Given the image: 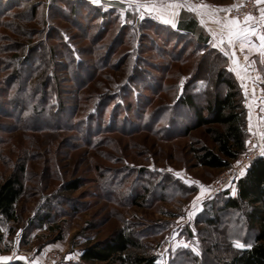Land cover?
Listing matches in <instances>:
<instances>
[{
    "label": "rangeland",
    "instance_id": "374dc122",
    "mask_svg": "<svg viewBox=\"0 0 264 264\" xmlns=\"http://www.w3.org/2000/svg\"><path fill=\"white\" fill-rule=\"evenodd\" d=\"M82 1L85 9L73 16L65 1L35 0L41 6L31 24L40 34V38H34V56H50L51 47L58 53L55 60L59 66L48 72L56 78V85L47 93L51 115L31 106L24 111L26 99H19L18 106L16 97H1L8 81H15L18 69L27 74L36 65L32 62L28 68H14L7 62L8 56L22 55V42L26 47L25 24L19 20L24 9L14 8L11 17L4 19L7 25L12 20L20 22L17 28H0V182L18 174L25 187L17 205L20 221L3 222L0 227V256L12 257L0 264H86L81 256L87 245L104 241L119 229L135 232L157 264L226 263L231 250L240 248L226 241V234L251 241L252 235L242 223L244 215H222L225 224L217 228L207 226L206 219L214 216L211 210L216 204L233 197L244 173L223 187L220 184L227 171L239 165L240 158L223 170L199 166L195 151L214 144L204 129L186 136L185 130L195 118L181 105L185 88L186 93L198 95L199 105L205 104V93L223 91L214 86L213 71V60L223 65V59L211 47L207 51L195 49L190 37L168 36L163 28L158 32L157 23L163 24L165 19L151 9H136L120 3L122 0H101L100 5ZM250 1L254 2L154 3L159 7L185 2L197 9L204 3L233 6L227 14L232 19ZM111 2L122 7L112 6ZM260 7L264 6L256 5L249 14L258 19ZM94 9L115 13L117 26L129 27L128 39L116 52V32L97 36L101 22ZM199 10L182 7L181 17L189 21L194 16L203 27ZM112 18L106 19L105 26ZM56 33L65 36L72 51H81L76 62L81 60L82 70L67 65L66 50ZM205 52L209 59L200 71L198 65ZM257 58L264 59L260 55ZM103 61L106 67L98 68ZM203 77L211 83L195 82ZM245 100L248 127L254 128L250 133L247 127L248 142L256 130L264 129L257 127V115H253L250 100ZM71 183L79 189L66 192ZM140 195H145V200L137 205ZM20 256L26 259H18Z\"/></svg>",
    "mask_w": 264,
    "mask_h": 264
},
{
    "label": "trees",
    "instance_id": "16d2710c",
    "mask_svg": "<svg viewBox=\"0 0 264 264\" xmlns=\"http://www.w3.org/2000/svg\"><path fill=\"white\" fill-rule=\"evenodd\" d=\"M61 1L67 3L70 9L69 15L75 16L85 9V2L82 0ZM111 3L112 6L122 7V4L118 2ZM40 6L41 3H37L35 0H0V28L8 25L17 28L20 22L17 23V21L14 22L12 20V23L9 22L7 25L4 23V19L11 17L14 8L20 7L24 9L23 15H21L19 20L25 24L23 37L27 42L26 47L24 48L25 44L22 42L21 45L23 47L21 46L22 48L20 49V51H23L22 55L18 53L10 57L8 56V65L14 66V68H19L20 65L23 68H28V66L32 65V62H35L34 64L36 65V67L33 66L31 71H27L29 76L23 70L18 69L20 72L16 75L15 81H8L6 88L1 90V97L5 96L7 99L16 97V100L18 99V106L21 105L19 99H26L24 104H22L24 111L31 106L36 111L39 108L43 113L51 115L53 111L50 110L51 108L48 109L47 93L49 89L51 91L53 86L56 85V78L51 77L48 72L50 69H55L59 66L58 61L55 60L58 53L55 47H51L49 49L50 56L44 59L34 56L36 53L35 45H37L35 43L37 38H34H40V34H38L36 29L31 27V24L36 20ZM94 11L98 12L96 13L101 22V31L97 35L98 37L107 32H116L117 36L113 41L117 45L115 46L116 52L128 39L126 30L129 27L124 24L117 26L118 16L115 13H103L100 9H94ZM109 17H113L114 19L112 18L113 20H110L109 24L105 26L107 24L106 19ZM156 26L157 29H165L168 36L174 35L177 37L178 35H184L188 38L190 37L195 44V49L199 48L207 51L211 47L213 53H218L220 59H223V65L218 60H213L214 86L219 90L223 89V91L212 95L205 93V104L199 105L197 101L198 95H194L191 92L186 93L187 90L185 88V93L181 96V105L191 111L195 118L193 125L186 128V136H189L192 132L204 129L214 144V147L202 146L195 151L198 165L213 170L230 168L232 163L238 160L246 151L248 112L245 105L246 100L243 88L235 75L229 70L228 57L224 56L218 48L213 47L205 31L197 27L193 22H189L186 28H182L181 22V25L177 29H172L165 24L159 23ZM158 32H160L159 29ZM56 34L60 44L64 46L67 52H64L67 65L70 68L75 67L82 70L81 60L78 64L76 62V56H80L82 54L81 51H72L66 45L67 40H65V36L63 37L59 33ZM68 37L69 39H73L70 35ZM41 51L46 53L43 49ZM207 59H209V55L205 52L198 65V70H202V64ZM100 64L102 65H99L98 68L106 67L104 61L100 62ZM195 82H204L206 85L211 83L209 78L206 77L199 78ZM56 93H58L57 90ZM59 107L60 109L63 107L61 98L59 100ZM21 171H24L23 167H21ZM65 189L66 192L72 193L77 191L79 186L76 183H71ZM24 193L25 187L18 174H13L0 182V227L3 222L20 221L17 205L24 196ZM138 197L137 202H135L137 205L138 202L142 203L145 200V195ZM211 211L214 216L206 219L207 226L217 228L225 224L222 222V215L228 216L235 212H242L244 215L242 223L252 235L251 241L245 242L240 240L239 235L235 237V235L226 234L228 236L226 241L235 243L239 240L245 244V247L234 250L229 248L231 250V258L226 263L219 261L216 264H264V157L254 160L246 173L238 179L236 183V196L220 202L219 205L216 204ZM230 224L227 223L226 225ZM136 236V233L133 231L119 229L104 241L88 244L82 253L81 260L86 264H157V260L148 255L145 246ZM208 256H210V253L207 252L206 258Z\"/></svg>",
    "mask_w": 264,
    "mask_h": 264
},
{
    "label": "crops",
    "instance_id": "0c3cea01",
    "mask_svg": "<svg viewBox=\"0 0 264 264\" xmlns=\"http://www.w3.org/2000/svg\"><path fill=\"white\" fill-rule=\"evenodd\" d=\"M115 1V0H111ZM156 2V0L154 1ZM120 3H123L120 1ZM185 3V2H184ZM171 4V3H169ZM204 5L207 7L201 8L200 6ZM264 6V5H263ZM228 8L230 11L233 9V6L229 7H223L220 5L216 4H200L199 5V20L203 21V27L199 24L198 18H193L191 17L192 20H183L184 17H181V8L179 9H167L164 10L162 13H158L157 11H154L157 15H161L164 17V19L170 20L174 22L175 27L172 26L171 23H164L163 24L171 27L172 29H177L179 25H181L182 22V28H186L189 22H193L194 24L197 25V27H202V29H205L206 35L209 37V42L211 44L214 43L216 37L213 35L214 33H218L220 30L221 25L216 23V20H220L222 23L226 20H228L227 14L230 12H225V11H214L216 9H224ZM197 9V10H198ZM178 10V13H177ZM212 13V17L210 18L208 15H201L200 13ZM175 13V14H173ZM187 17V16H186ZM163 20V19H162ZM250 24H253L252 22H249ZM211 35L213 36L211 38ZM253 40H256V37H253ZM231 51V49H227ZM259 52L258 51H251L249 52V49L246 47L244 48L243 52L239 51V43L237 42L236 45V51H235V57L234 58H229V70L235 75L237 80L239 81L241 87L245 91V97L250 100L251 105L253 106L252 108L254 109L253 115H257V127L264 129V59L263 58H257ZM247 56L248 59L245 60L244 57ZM233 59L237 60L238 63H233ZM235 69V70H233ZM249 130V127H248ZM254 131V128L251 127L250 133ZM236 196V191L233 193V197ZM244 248V247H243ZM241 248V249H243Z\"/></svg>",
    "mask_w": 264,
    "mask_h": 264
},
{
    "label": "snow or ice",
    "instance_id": "6c2138e0",
    "mask_svg": "<svg viewBox=\"0 0 264 264\" xmlns=\"http://www.w3.org/2000/svg\"><path fill=\"white\" fill-rule=\"evenodd\" d=\"M123 3H127L133 8L140 9L145 8L151 9L153 11H157L158 13H162L166 9H179L182 7H187L189 11L196 12L197 7L192 5H187L186 3H171V4H161L159 7L156 6L154 3V0H146L145 3H141L140 0H122ZM256 5H264V0H254ZM91 3L94 5H100L101 0H91ZM201 8L207 7L204 5L200 6ZM214 11H225L228 12L230 9L224 8V9H216ZM259 18L253 17L251 14H247L244 17L243 21H240L238 18H232L224 21L223 23L220 20H216L217 24H220V30L218 33H214L213 35L216 37L213 47L218 48L224 56H227L229 58L235 57V51H236V45L237 42L239 43V51L243 52L244 48H248L249 52L255 50L258 51L261 57H264V7L259 8ZM175 14V13H173ZM201 15H208L210 18L212 17V13H204L201 12ZM162 18V16H161ZM164 23L168 24L171 23L173 27H175L174 22L170 20H163ZM203 23V21H201ZM249 22H255L254 24H250ZM253 37H256V40H253ZM231 49V51L226 50ZM245 60L248 59L247 56L244 57ZM233 63H238L237 60L233 59ZM235 70V69H233ZM249 131H251V125L249 126ZM261 137L264 138V132L260 133ZM262 151H264V148H262ZM239 163V162H238ZM243 174V171H241V175ZM176 176L180 179H183V177H180L179 173H176ZM192 183L198 184V181H194ZM201 188H203V185H201ZM199 199V196L196 197V199L193 200V205L196 206V200ZM191 215V214H190ZM182 219V218H181ZM236 246L243 248L245 247V244L241 243L239 240L236 242ZM250 247V245H248ZM68 258H71L69 256ZM12 257L9 256H0V261L7 262L11 260ZM20 260H25L26 258L23 256L18 257Z\"/></svg>",
    "mask_w": 264,
    "mask_h": 264
},
{
    "label": "built area",
    "instance_id": "2783aa9c",
    "mask_svg": "<svg viewBox=\"0 0 264 264\" xmlns=\"http://www.w3.org/2000/svg\"><path fill=\"white\" fill-rule=\"evenodd\" d=\"M255 9V3L250 1L244 7H242V9L238 11L235 15L239 20H242L244 19L245 15L254 12ZM260 133L262 132L256 130L255 133L250 136L246 145V151L240 157L239 165L227 171L228 175L223 177V182L220 184V186L223 187L233 177L241 175V171H243V173L245 174L254 160L260 157H264V151H262V148H264V138L261 137Z\"/></svg>",
    "mask_w": 264,
    "mask_h": 264
}]
</instances>
